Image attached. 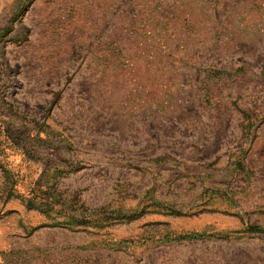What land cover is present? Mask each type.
I'll use <instances>...</instances> for the list:
<instances>
[{
	"label": "rangeland",
	"instance_id": "374dc122",
	"mask_svg": "<svg viewBox=\"0 0 264 264\" xmlns=\"http://www.w3.org/2000/svg\"><path fill=\"white\" fill-rule=\"evenodd\" d=\"M0 264H264V0H0Z\"/></svg>",
	"mask_w": 264,
	"mask_h": 264
},
{
	"label": "trees",
	"instance_id": "16d2710c",
	"mask_svg": "<svg viewBox=\"0 0 264 264\" xmlns=\"http://www.w3.org/2000/svg\"><path fill=\"white\" fill-rule=\"evenodd\" d=\"M43 204H45V205H49L50 203L49 202H46V203H43ZM252 230V229H251ZM253 230H255V229H253Z\"/></svg>",
	"mask_w": 264,
	"mask_h": 264
}]
</instances>
